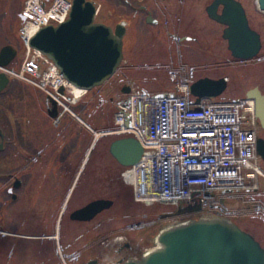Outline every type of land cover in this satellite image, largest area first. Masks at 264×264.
Here are the masks:
<instances>
[{"label": "flooded vegetation", "instance_id": "flooded-vegetation-1", "mask_svg": "<svg viewBox=\"0 0 264 264\" xmlns=\"http://www.w3.org/2000/svg\"><path fill=\"white\" fill-rule=\"evenodd\" d=\"M97 5V21L125 30L122 60L126 50L141 40L150 43L155 58L176 63L179 76L186 79L208 76L200 75L194 64L197 60L240 66L264 60V9L258 0H116L113 9L102 11ZM229 10L243 13L260 36L261 47L250 59L233 56L230 39L223 36L227 25L210 14L219 16ZM217 46L226 51L218 52ZM18 53L17 49L12 62ZM9 78L0 91V264H120L134 258L125 254L116 263V255L131 248L125 243L116 249L118 176L116 159L109 150L116 138L108 147L112 166L105 163L99 147L105 137L116 136V97H105L100 90L94 102L82 97L76 106L80 98L72 102L70 92L65 100L67 110L38 86ZM102 116H107L108 126L95 124ZM97 200L111 201V205L89 218L88 212L77 213ZM186 205L173 206L167 211L172 215L166 218L159 219V213L144 214L125 229L140 233L159 227V231L201 216L175 214Z\"/></svg>", "mask_w": 264, "mask_h": 264}, {"label": "built area", "instance_id": "built-area-1", "mask_svg": "<svg viewBox=\"0 0 264 264\" xmlns=\"http://www.w3.org/2000/svg\"><path fill=\"white\" fill-rule=\"evenodd\" d=\"M70 9L71 0H24L25 19L17 31L24 59L18 70L0 66L38 86L67 110L66 96L74 93L71 83L50 59L29 46V40L40 27L63 22ZM170 78L174 84L169 90L152 93L132 88L129 107L116 102V134L134 136L143 146L139 161L123 172L134 199L173 206L196 200L206 214L224 217L262 215L258 196L264 169L257 151L259 125L252 100L219 96L196 103L189 81L176 70ZM235 197H247L246 205L222 204Z\"/></svg>", "mask_w": 264, "mask_h": 264}, {"label": "water", "instance_id": "water-1", "mask_svg": "<svg viewBox=\"0 0 264 264\" xmlns=\"http://www.w3.org/2000/svg\"><path fill=\"white\" fill-rule=\"evenodd\" d=\"M264 9V0H258ZM68 17L60 23L48 24L30 38L29 46L50 59L62 76L72 85L90 90L104 84L117 70L123 59V36L125 30L97 21L98 5L94 0H71ZM212 17L227 25L223 36L229 40L228 48L240 59L254 57L260 47L259 34L251 29L243 13L226 11ZM20 20L25 16L18 14ZM17 49L7 44L0 49V66L11 64ZM9 75L0 71V91L6 88ZM227 86L224 77H201L193 81L189 90L195 102L214 98L222 94ZM63 87L60 88V92ZM122 92L126 95L120 103L129 107L130 86ZM245 96L254 102V113L264 130V92L258 86L249 88ZM52 104L54 100L50 99ZM126 125L129 117L126 115ZM1 135V129H0ZM0 143V148L2 147ZM110 153L122 166L137 163L142 156L143 146L134 136H121L113 140ZM257 151L264 162V138L257 140ZM175 214L198 213L202 206L196 200ZM111 201H92L77 211L88 212V218L97 211L107 208ZM172 215L164 212L158 218ZM156 246L143 252L138 258H129L120 264H264V247L233 219L213 214H201L180 223L161 228L155 236Z\"/></svg>", "mask_w": 264, "mask_h": 264}, {"label": "rangeland", "instance_id": "rangeland-1", "mask_svg": "<svg viewBox=\"0 0 264 264\" xmlns=\"http://www.w3.org/2000/svg\"><path fill=\"white\" fill-rule=\"evenodd\" d=\"M24 0H0V48L5 45V43L12 44L16 49H18V56L9 65L11 68L18 70L22 60L25 56V49L20 44L17 36L18 26L20 19L18 14L21 11V6ZM97 4L101 5V11L105 8H112L113 5L116 6V0H94ZM97 17V15H96ZM264 32V30H263ZM153 47L150 43L144 40L140 41L136 47H129L126 50V55L124 60L121 61L115 73L101 86L92 88L86 93V97L83 96V92L76 98L74 93H72V102L77 101V105L82 102L81 98H88L89 103L94 102V94L103 90V96L113 94L115 99L123 98V92L121 91L122 85H129L133 89L138 91H148L152 93L161 92L169 90L173 87L174 81L170 78V72L176 70L178 65L176 63H171L167 60H162L161 58H155L153 55ZM218 52H225V47L217 46ZM264 52V46L262 53ZM129 57V59H128ZM214 60H197L194 64L200 68V75L208 74L209 77L219 78L221 76L227 77V86L221 95L227 99H237L245 97V93L249 88L253 86H258L264 92V60L257 63L256 60L246 62L243 66L238 65V63H224V62H213ZM204 66H209L204 69ZM177 71V70H176ZM179 75V73H178ZM18 79V78H17ZM185 79L190 83L197 80ZM19 80V79H18ZM73 91V90H72ZM13 103H16L15 101ZM115 104V103H114ZM116 105V104H115ZM73 107V104H70ZM106 112L108 107L106 104L102 107ZM93 106H90V111ZM1 115V110H0ZM102 120H94L95 124H100V126H108L110 121L107 116L101 117ZM105 126V127H106ZM259 127V126H258ZM259 135L264 138V130L259 128ZM122 135L108 136L102 140V150L105 153V163L112 166L113 157L109 154L108 147L110 142L119 138ZM264 169V163L261 162ZM124 169L119 166L116 160V175L118 179L116 180V249L119 246L125 247V243H129L130 249L124 250L118 255L117 258L123 257V255L128 254L130 257L138 258L140 255L152 248L156 244L155 236L158 233V228L155 227L149 231L142 232H128L125 227L136 222L144 214H154V213H164L170 210L173 206L164 203H141L134 199L133 188L130 183L123 176ZM263 189L259 193L258 198L264 203V181ZM246 198L235 197L224 201V205L228 204L231 207L246 205ZM242 229L250 232L264 247V217L257 216H244L243 218H236L234 220ZM162 224H166V221H162ZM120 227V230L117 228ZM118 264V263H117Z\"/></svg>", "mask_w": 264, "mask_h": 264}, {"label": "bare ground", "instance_id": "bare-ground-1", "mask_svg": "<svg viewBox=\"0 0 264 264\" xmlns=\"http://www.w3.org/2000/svg\"><path fill=\"white\" fill-rule=\"evenodd\" d=\"M71 88H72V90H73V92H74V94L75 95H80L82 92H84L85 90L84 89H81V88H78V87H76V86H74V85H72L71 84ZM253 101V100H252ZM254 103V102H253ZM97 134H102L101 132H96V135ZM203 211V210H202Z\"/></svg>", "mask_w": 264, "mask_h": 264}, {"label": "trees", "instance_id": "trees-1", "mask_svg": "<svg viewBox=\"0 0 264 264\" xmlns=\"http://www.w3.org/2000/svg\"><path fill=\"white\" fill-rule=\"evenodd\" d=\"M119 166L122 167L123 169L125 168L124 166H122V165H120V164H119Z\"/></svg>", "mask_w": 264, "mask_h": 264}]
</instances>
